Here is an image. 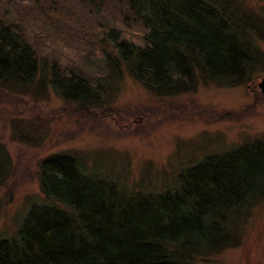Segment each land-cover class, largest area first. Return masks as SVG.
Wrapping results in <instances>:
<instances>
[{"label":"trees","instance_id":"1","mask_svg":"<svg viewBox=\"0 0 264 264\" xmlns=\"http://www.w3.org/2000/svg\"><path fill=\"white\" fill-rule=\"evenodd\" d=\"M123 1L140 33L108 30L114 55L107 59L156 97L187 95L200 83L241 86L264 69L254 42L264 41V20L242 13L238 0ZM37 72L28 36L0 4V83L25 87ZM49 85L83 111L101 99L99 82L67 67L54 66ZM11 166L0 144V189ZM38 179L42 202L29 208L11 237H0V264H203L240 244L236 216L246 219L264 201V140L209 155L176 188L158 193L99 176L76 152L44 157Z\"/></svg>","mask_w":264,"mask_h":264},{"label":"rangeland","instance_id":"2","mask_svg":"<svg viewBox=\"0 0 264 264\" xmlns=\"http://www.w3.org/2000/svg\"><path fill=\"white\" fill-rule=\"evenodd\" d=\"M0 4L38 59L30 85L0 83V144L12 165L0 189L1 238L11 237L29 208L42 202L38 165L50 154L76 152L90 171L151 194L176 188L179 177L209 155L264 140V96L258 87L264 69L241 86L200 83L190 94L159 98L107 59L114 55L108 30L140 33L123 0H102L98 6L80 0ZM236 4L254 20H264V0ZM254 42L264 54V41ZM54 66L99 82L97 107L83 111L54 94L49 85ZM248 211L246 219L239 213L235 220L240 244L203 264H264V201Z\"/></svg>","mask_w":264,"mask_h":264},{"label":"water","instance_id":"3","mask_svg":"<svg viewBox=\"0 0 264 264\" xmlns=\"http://www.w3.org/2000/svg\"><path fill=\"white\" fill-rule=\"evenodd\" d=\"M258 87L264 96V79L261 80V82L258 84Z\"/></svg>","mask_w":264,"mask_h":264}]
</instances>
